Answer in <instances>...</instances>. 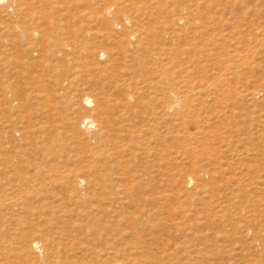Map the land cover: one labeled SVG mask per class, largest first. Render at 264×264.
I'll return each instance as SVG.
<instances>
[{
    "label": "rangeland",
    "instance_id": "obj_1",
    "mask_svg": "<svg viewBox=\"0 0 264 264\" xmlns=\"http://www.w3.org/2000/svg\"><path fill=\"white\" fill-rule=\"evenodd\" d=\"M0 264H264V0H0Z\"/></svg>",
    "mask_w": 264,
    "mask_h": 264
},
{
    "label": "bare ground",
    "instance_id": "obj_2",
    "mask_svg": "<svg viewBox=\"0 0 264 264\" xmlns=\"http://www.w3.org/2000/svg\"><path fill=\"white\" fill-rule=\"evenodd\" d=\"M2 1V0H1ZM13 5V4H12ZM188 96V95H187ZM184 97L186 98V96L184 95ZM186 100V99H185ZM183 100V98H181L180 96L176 95L175 96V101L174 103H176L177 106H181L182 102L185 101ZM87 102H91L90 98L87 99ZM85 123L87 125H89V127H92L95 125V120L92 117H89L85 120ZM190 180H193V177H190ZM37 244V242H36Z\"/></svg>",
    "mask_w": 264,
    "mask_h": 264
}]
</instances>
